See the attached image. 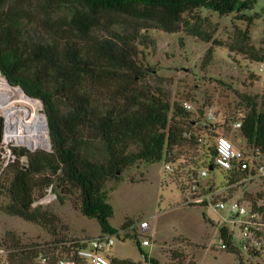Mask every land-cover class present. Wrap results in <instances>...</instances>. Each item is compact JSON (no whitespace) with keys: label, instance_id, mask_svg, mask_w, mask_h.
<instances>
[{"label":"trees","instance_id":"obj_1","mask_svg":"<svg viewBox=\"0 0 264 264\" xmlns=\"http://www.w3.org/2000/svg\"><path fill=\"white\" fill-rule=\"evenodd\" d=\"M256 1L0 0V71L11 84L43 101L52 141L51 150L13 147L14 158L7 165L0 152V210L56 235L60 216L37 200L51 190L62 203L77 194L73 200L77 210L96 218L101 234L118 235L119 229L110 222L114 207L107 186L112 181L114 189L134 165L165 157L173 166L171 177L185 195L193 183H201L200 172H211L210 167L222 170L228 188L247 182L254 173L241 164L230 170L216 164L220 135L204 112V120L193 117L185 104L171 105L159 90L143 85L146 75L138 49L151 45L150 28L178 33L186 13L207 8L221 15L236 12L237 20L246 21L248 27L241 31L246 49L233 52L263 60V51L250 41L258 14L246 13ZM212 52L207 53L208 64ZM237 97L240 108L232 120L245 114L241 138L264 151V93L243 92ZM252 206L264 216V206L257 200ZM130 224L126 221L122 229ZM220 236L233 252L245 248L234 244L226 226ZM5 237L1 246L10 242L4 247L9 264H59L62 255L88 239L25 242L11 231ZM179 256L172 253L177 264H184ZM3 261L0 257V264ZM150 261L160 264L154 258ZM112 264L138 263L112 258Z\"/></svg>","mask_w":264,"mask_h":264},{"label":"rangeland","instance_id":"obj_2","mask_svg":"<svg viewBox=\"0 0 264 264\" xmlns=\"http://www.w3.org/2000/svg\"><path fill=\"white\" fill-rule=\"evenodd\" d=\"M246 13L249 16L258 14L250 27V41L264 55V0H257ZM247 27L246 21L236 19V12L221 15L207 8L197 9L184 15V24L178 33L150 28L151 45L138 49L141 52L138 59L146 75L143 85L152 91H160L171 105L175 102L191 104L189 110L193 117L201 120H204L201 113L205 115L213 108L219 113V118L211 121L214 133L229 136L243 148L246 141L242 139L240 142V131L231 126L232 117L240 108L237 95L264 93V72L259 70L258 61L233 52L246 49L241 31ZM210 50L213 51L212 61L208 64L206 56ZM0 118L4 116L0 115ZM3 147L5 160L14 155L13 147L26 148L13 141ZM201 183L203 186L213 185L219 191V197L237 198L248 205L257 200L259 206H264V184L260 180L228 188L224 173L215 168L209 176L201 179ZM113 185L109 181L107 186L109 201L114 207L110 222L119 229V234L110 250L112 258L138 264H151L150 259L154 258L160 264H177L178 258L176 261L172 259V253L177 252L184 264H190V261L196 264H264V243L253 247V252L243 248L238 226L224 220V217H231L230 212L220 213L211 205L186 203L187 197L171 177L165 157L153 164L132 166L114 189ZM76 198L77 194L62 203L51 190L44 199L37 200L36 204L43 203L60 216L56 235L38 224L0 210V249H6V244L10 246L9 241L1 246L7 239V231L16 233L25 242L97 236L102 232L99 221L78 211L73 204ZM1 201L3 197H0ZM143 219L154 222L152 231H142L139 224ZM126 221L131 224L122 229ZM222 226L235 230L233 241L236 246H241L239 254L222 248ZM144 239L151 243L143 244ZM6 256L0 254L2 259Z\"/></svg>","mask_w":264,"mask_h":264},{"label":"built area","instance_id":"obj_3","mask_svg":"<svg viewBox=\"0 0 264 264\" xmlns=\"http://www.w3.org/2000/svg\"><path fill=\"white\" fill-rule=\"evenodd\" d=\"M258 68L261 72H264V59L258 61ZM185 106L188 109L192 108V105L189 103H186ZM205 116L209 121H213L219 118V113L211 108ZM244 117L245 114H241L238 118L232 120L231 126L233 130H241ZM0 140V152L2 153L4 151L3 145L7 146L12 140L8 138ZM239 141L242 142V138H240ZM13 142L19 144L16 141ZM11 158H14V155L5 160V165L10 162ZM235 163L241 164L243 169L254 173L248 181H264V151L259 148L249 147L247 143L246 147L243 148L235 144L229 136L221 134L217 140L216 164L225 170H230L234 167ZM167 168L168 170H172L173 166L167 164ZM209 175V169H203L198 179L201 180ZM218 192L219 191L214 186H203L198 182L193 183L186 194V202L188 204L211 205L220 213H224L225 211L230 212L231 217H224V220L225 222L234 223L236 227L238 226L240 245L245 246L246 249H252L257 245H263V214L252 205H248L240 199L219 197ZM139 227L143 232L152 231L154 229V222L143 219L140 221ZM230 232L233 234V237H235V230H230ZM115 242L116 235L113 234H100L95 237H90L83 242L81 247L71 248L69 254L62 255L59 264H79L81 261H86L88 264H112L110 250ZM150 243L151 241L149 239H144L143 241L145 245H149ZM222 248H229V244L222 240ZM1 253L7 255L5 249H0V254ZM42 262L46 263V259L43 258ZM3 264H9L7 258L4 259Z\"/></svg>","mask_w":264,"mask_h":264},{"label":"bare ground","instance_id":"obj_4","mask_svg":"<svg viewBox=\"0 0 264 264\" xmlns=\"http://www.w3.org/2000/svg\"><path fill=\"white\" fill-rule=\"evenodd\" d=\"M41 105L21 89L13 88L0 71V115L7 124V138L33 147L48 142Z\"/></svg>","mask_w":264,"mask_h":264},{"label":"water","instance_id":"obj_5","mask_svg":"<svg viewBox=\"0 0 264 264\" xmlns=\"http://www.w3.org/2000/svg\"><path fill=\"white\" fill-rule=\"evenodd\" d=\"M6 79L8 80L11 87L21 89L30 99H32L33 101L39 102L41 105L40 112H41L42 118L44 120V130H45V133L48 137V142L44 143V144H37V145H34L33 147L26 146V148L30 151H36L37 149L51 150L52 149V142H51L50 131H49V126H48L47 114H46L45 109H44L43 101L38 99V98L31 97L30 95H28L26 93V91L21 86L13 85V84H11V82L9 81V79L7 77H6ZM3 138L7 139V124H6V120L4 118H0V139H3ZM24 163L26 165H28V157L27 156H24ZM210 169L213 170V167H210Z\"/></svg>","mask_w":264,"mask_h":264},{"label":"crops","instance_id":"obj_6","mask_svg":"<svg viewBox=\"0 0 264 264\" xmlns=\"http://www.w3.org/2000/svg\"><path fill=\"white\" fill-rule=\"evenodd\" d=\"M100 234H101V233H99L98 235H100ZM98 235H97V236H98Z\"/></svg>","mask_w":264,"mask_h":264}]
</instances>
